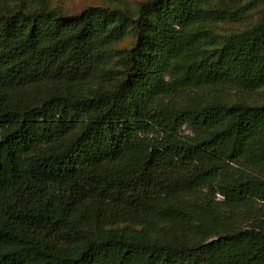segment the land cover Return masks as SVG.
I'll list each match as a JSON object with an SVG mask.
<instances>
[{"label":"trees","instance_id":"1","mask_svg":"<svg viewBox=\"0 0 264 264\" xmlns=\"http://www.w3.org/2000/svg\"><path fill=\"white\" fill-rule=\"evenodd\" d=\"M50 1L0 0V264H264V0Z\"/></svg>","mask_w":264,"mask_h":264},{"label":"rangeland","instance_id":"2","mask_svg":"<svg viewBox=\"0 0 264 264\" xmlns=\"http://www.w3.org/2000/svg\"><path fill=\"white\" fill-rule=\"evenodd\" d=\"M145 0H51L49 3L50 8H59L65 15H74L85 8L96 7V6H109L116 8L126 7L130 10H136L138 5ZM259 14L256 11L251 12L249 16L244 18L243 21L236 24H220L216 26L215 34L218 37L224 38L229 34L239 33L246 27L252 25L258 19ZM134 38L131 34L127 35L118 45L115 46V51H124L133 44ZM118 61V58H115ZM119 62H116V68L120 69ZM239 98L246 99L251 104H264V89L259 90L256 93L243 95L234 94L232 100Z\"/></svg>","mask_w":264,"mask_h":264}]
</instances>
